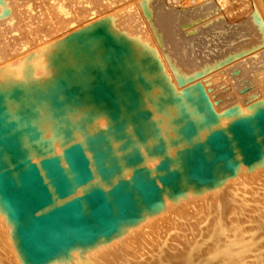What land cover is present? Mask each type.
Wrapping results in <instances>:
<instances>
[{
    "label": "bare ground",
    "instance_id": "obj_1",
    "mask_svg": "<svg viewBox=\"0 0 264 264\" xmlns=\"http://www.w3.org/2000/svg\"><path fill=\"white\" fill-rule=\"evenodd\" d=\"M189 3L143 1L165 66L189 79L181 91L108 18L61 33L42 67L0 80V264H264V44L236 75L260 84L218 86L241 95L215 100L195 76L209 64L187 73L176 61L225 52L218 39L182 48L172 27ZM231 11L246 30L235 41L256 44L247 23L256 16L264 35V0Z\"/></svg>",
    "mask_w": 264,
    "mask_h": 264
},
{
    "label": "rangeland",
    "instance_id": "obj_2",
    "mask_svg": "<svg viewBox=\"0 0 264 264\" xmlns=\"http://www.w3.org/2000/svg\"><path fill=\"white\" fill-rule=\"evenodd\" d=\"M143 1L145 0H0V80L6 81L11 79H19L20 75L31 74L33 72V69L35 68L39 69L40 67H42L40 52L43 51V49L47 45L61 38L60 36L61 33L68 31L70 29L74 30L76 28H79V26L86 24L90 20H96L99 18H108L109 20L112 21L111 25L115 30L125 33L129 38H131L130 42H132L134 45L137 46L142 45V47L147 49L146 53L154 55L157 58L156 62L159 64L160 76L170 81L175 86L176 91L183 90L186 87V85L190 83V82L188 83L189 79H186L185 76L175 78L174 74L169 72V70L165 66L163 57L161 56L155 41L151 40V36L148 34V28L145 25V23H143L144 22L143 10H145ZM207 1L189 0V2H191L189 3L191 5L190 7L192 8L189 7L187 10H184L183 13H180L179 14L180 16L178 15L179 17L177 16V19L175 18L174 25L172 28L174 31H177V35L180 36L181 39H184V41L182 42L183 44L181 45L182 48L183 46L184 47L189 46L187 39H193V41H195L196 43H198L199 41L204 45H205L204 42L206 41H210L208 43L206 42V44H209L212 41H214L215 43L216 42L215 39H218L220 43L223 42V48L225 52H223V49L221 52L225 53L224 56L222 55L221 57H217V56L215 57L216 52L215 53L210 52L211 55L210 56L208 52L207 56L206 54L203 57L197 56L196 59V57L193 56L196 53L191 52L192 54L189 53L191 55L190 56L188 52L184 49L183 51L182 50L178 51L179 54L178 57H176V61L187 71V73L196 70V68H202L203 65L209 64V67L206 68L208 70L205 69L200 73L195 74V76H199L200 77L199 80H205L208 89L212 94V98L218 101H225L228 100L230 97H235L234 95H236V97H239L241 93L240 95L239 94L233 95L228 93L221 96L218 95V90H219L218 86L233 85V84L235 85L237 82H239V84L241 85L244 84L247 86H251V85L255 86L260 84L258 80L256 81L253 80L252 78H248L244 80V78L241 79L240 76H236V75L239 72V70H241V67L239 66L240 65L242 66V63L244 62L246 63L247 61H249L248 60L249 58L250 59L254 58L253 56L256 53L255 50H257V48H255V50L253 51L254 47H256V45L259 43L264 44V35L262 34L261 37L260 24L258 23L259 21H256L257 20L256 16L249 17L251 20L252 17H254L253 20L257 23L256 25L254 21H250V20H249L250 23H247L248 26L252 24L251 27L253 26V28L256 30L255 31V36L257 37L256 44L252 46L253 41L251 39L254 36L251 35V37H247L246 40L243 39L244 43L246 41L247 43L244 44L242 40L241 41L243 43L242 44L239 41L241 38L240 39L238 38L239 34L234 33L237 32L241 34L244 33L246 30L244 31L241 29L242 31H244L242 32L240 30L241 27L240 24H238L239 26L237 27L235 23L237 22L235 21L237 12L233 13V11L231 10L233 8H236L238 5L240 6V5H244L245 3H248V1L250 2L251 0L248 1L247 0H240V1L209 0V2ZM234 3H236V5ZM227 5H229V7ZM225 6L227 9H225ZM195 8L198 10L199 13ZM216 9L217 10L223 9L222 10L223 12L219 10L217 11ZM185 12L189 14L193 12L192 13L193 15L186 14ZM201 12H203V14ZM213 13L216 14L214 15ZM224 16L226 17L224 18ZM230 17H232L233 19H231ZM222 19H223L222 25L224 26L226 25L225 28L226 27L231 28V31L228 28L222 29V27H224V26L221 27L220 25L222 23ZM229 19L235 22L233 23ZM218 20L220 21V24L218 23ZM227 20H229V23L231 22L232 25L234 24V26H232L231 23L229 24ZM176 22L178 25H176ZM237 23H239V21ZM214 26L216 28H214ZM257 26H259V29ZM177 28L179 30H177ZM211 29H212L211 32L213 31L218 32L219 35L216 34L215 32L213 33L210 32L209 34V31ZM219 29L221 32L218 31ZM237 29L240 30L241 32L236 31ZM227 30H229L230 33L226 32ZM224 32L226 33L223 35L222 33ZM202 33H204L205 35ZM163 35H164L163 37L165 38L166 35L165 34ZM216 35L217 37L218 36H222V37L217 38ZM206 36L207 39L205 38ZM212 36H214V38H211ZM224 38L225 41L223 40ZM236 38H238L239 40L237 39V41H235ZM233 39L235 43L239 41L238 43L240 44L237 43L238 45L237 44L235 45L233 43L234 45H231L230 42L231 41L233 42ZM228 40H230V42H228ZM226 41L230 43L229 44L230 46ZM238 46H242V47H238ZM234 47L236 48L235 51L233 50L235 49ZM248 48H250V50ZM230 49L232 52H230ZM263 49L264 47L261 50ZM257 51L259 52L260 49ZM219 52L220 51L216 53L218 56H220V54H223L221 52L220 54H218ZM208 55L210 57H208ZM212 55L216 59L212 58ZM185 56L190 57V60L188 62H185L184 60ZM198 57L199 59L200 58L201 59L198 60ZM210 58H212V60ZM207 59L209 63L207 62ZM211 70L213 71L209 73ZM222 71L223 72L226 71L223 81H221L217 77L219 72ZM232 74L234 76L231 77ZM221 88L222 87H220V89ZM150 91L153 92L154 90L151 89ZM240 92H243V90H241ZM150 101L153 102L152 100ZM149 113L150 116H155L161 112L155 113L154 111H151Z\"/></svg>",
    "mask_w": 264,
    "mask_h": 264
},
{
    "label": "water",
    "instance_id": "obj_3",
    "mask_svg": "<svg viewBox=\"0 0 264 264\" xmlns=\"http://www.w3.org/2000/svg\"><path fill=\"white\" fill-rule=\"evenodd\" d=\"M46 203H48V201Z\"/></svg>",
    "mask_w": 264,
    "mask_h": 264
}]
</instances>
